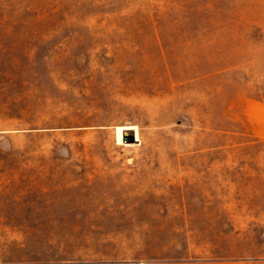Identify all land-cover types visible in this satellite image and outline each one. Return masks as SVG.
<instances>
[{
	"label": "rangeland",
	"instance_id": "rangeland-1",
	"mask_svg": "<svg viewBox=\"0 0 264 264\" xmlns=\"http://www.w3.org/2000/svg\"><path fill=\"white\" fill-rule=\"evenodd\" d=\"M0 264H264V0H0Z\"/></svg>",
	"mask_w": 264,
	"mask_h": 264
},
{
	"label": "bare ground",
	"instance_id": "bare-ground-1",
	"mask_svg": "<svg viewBox=\"0 0 264 264\" xmlns=\"http://www.w3.org/2000/svg\"><path fill=\"white\" fill-rule=\"evenodd\" d=\"M125 128L127 129V127H125ZM129 129H131L130 130L131 134H134L135 138L137 139V129H136V127L135 126L129 127ZM121 131H122V127H118V129H117L118 139L122 138L121 137V134H122Z\"/></svg>",
	"mask_w": 264,
	"mask_h": 264
},
{
	"label": "water",
	"instance_id": "water-1",
	"mask_svg": "<svg viewBox=\"0 0 264 264\" xmlns=\"http://www.w3.org/2000/svg\"><path fill=\"white\" fill-rule=\"evenodd\" d=\"M133 140H135V138H134V135L132 134L131 138H130V141H133Z\"/></svg>",
	"mask_w": 264,
	"mask_h": 264
}]
</instances>
